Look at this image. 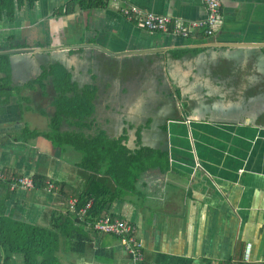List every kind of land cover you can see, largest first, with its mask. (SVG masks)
Wrapping results in <instances>:
<instances>
[{
	"label": "crops",
	"instance_id": "crops-1",
	"mask_svg": "<svg viewBox=\"0 0 264 264\" xmlns=\"http://www.w3.org/2000/svg\"><path fill=\"white\" fill-rule=\"evenodd\" d=\"M130 5L186 23L207 16L204 0H14L13 12L3 9L0 172L40 174L47 186L0 193V207L16 220L66 224L73 211L59 183L118 189L51 131L57 91L43 74L59 64L78 92L96 89L91 131L167 154V166L144 169L106 206L137 227L147 264H264V0H221L215 34L189 38L128 19ZM74 128L63 119L62 131ZM83 230L82 248L62 238V264H134L119 237Z\"/></svg>",
	"mask_w": 264,
	"mask_h": 264
},
{
	"label": "trees",
	"instance_id": "trees-1",
	"mask_svg": "<svg viewBox=\"0 0 264 264\" xmlns=\"http://www.w3.org/2000/svg\"><path fill=\"white\" fill-rule=\"evenodd\" d=\"M82 1L84 6L103 4V0ZM13 7L14 0H0V17L3 9L11 13ZM193 35L203 36L204 33L202 29H199ZM2 58L5 56L0 55V72ZM47 73L54 76L53 81L57 91L53 102L56 109L54 116L50 119L51 131L60 137V144H68L81 153L82 167L92 172L106 173L114 180L118 189L113 191L106 182L98 179H93L83 191L66 183H59L58 192L66 198L68 209L73 211V218L68 219L69 223L66 224L61 223L59 216H56L49 226L16 220L5 214V207H0V264L21 262L22 264H62L57 253L63 237L70 240L73 237L76 240L74 245L82 248L84 240L78 234L84 232V225H91L94 228L99 218L114 217L106 206L112 196L118 194V190L132 188L144 169L168 165L167 154L162 151L147 146L130 148L125 144L124 136L110 138L102 129L91 131L94 128L95 87L87 85L78 92L71 81L69 72L59 64L53 65L48 72L45 71L43 78ZM6 88L0 77V91ZM64 118L75 127L72 131L61 130ZM137 135L140 137L139 134ZM21 176L23 175L14 174L13 176L9 170H5L4 177L0 178V193L21 187L19 185L13 187L14 177ZM32 177L33 188L42 189L47 186V179L44 176L33 174ZM72 198L77 199L74 208H71L69 204ZM88 202L91 204L86 213H80V209ZM70 226L74 227L72 232L74 235L67 234ZM20 260L22 261L18 262Z\"/></svg>",
	"mask_w": 264,
	"mask_h": 264
},
{
	"label": "built area",
	"instance_id": "built-area-1",
	"mask_svg": "<svg viewBox=\"0 0 264 264\" xmlns=\"http://www.w3.org/2000/svg\"><path fill=\"white\" fill-rule=\"evenodd\" d=\"M204 3L207 10L206 18L189 21L187 23L181 19L173 18L168 15L144 11L135 5L123 7L122 13L130 20H140V23L150 31L170 33L181 38H189L193 36L195 31L202 29L204 35L210 37L215 34V27L219 21L221 0H204ZM2 177H4V173L0 172V178ZM17 185L31 189L34 187L33 177L29 175L14 177L13 187ZM54 187L55 184L53 182H48L49 189ZM76 202V198L70 199V207L74 208ZM90 204L91 202H88L79 212L86 213ZM94 229L101 233H107L119 237L124 250L128 253L134 264H147L144 258L143 243L139 239L137 227L133 223L118 217L105 216L97 220L94 224ZM251 246V243L246 245V260L250 257Z\"/></svg>",
	"mask_w": 264,
	"mask_h": 264
},
{
	"label": "rangeland",
	"instance_id": "rangeland-1",
	"mask_svg": "<svg viewBox=\"0 0 264 264\" xmlns=\"http://www.w3.org/2000/svg\"><path fill=\"white\" fill-rule=\"evenodd\" d=\"M22 260L18 261V262H21Z\"/></svg>",
	"mask_w": 264,
	"mask_h": 264
},
{
	"label": "water",
	"instance_id": "water-1",
	"mask_svg": "<svg viewBox=\"0 0 264 264\" xmlns=\"http://www.w3.org/2000/svg\"><path fill=\"white\" fill-rule=\"evenodd\" d=\"M103 48V47H102ZM108 52H110V51H108ZM111 53V52H110Z\"/></svg>",
	"mask_w": 264,
	"mask_h": 264
}]
</instances>
